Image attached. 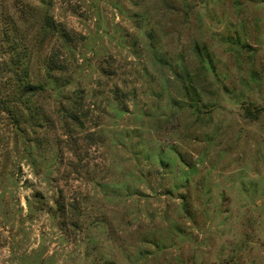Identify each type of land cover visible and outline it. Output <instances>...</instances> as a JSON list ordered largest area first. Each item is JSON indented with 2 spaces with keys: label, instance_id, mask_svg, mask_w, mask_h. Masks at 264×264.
Segmentation results:
<instances>
[{
  "label": "rangeland",
  "instance_id": "obj_1",
  "mask_svg": "<svg viewBox=\"0 0 264 264\" xmlns=\"http://www.w3.org/2000/svg\"><path fill=\"white\" fill-rule=\"evenodd\" d=\"M0 264H264V0H0Z\"/></svg>",
  "mask_w": 264,
  "mask_h": 264
},
{
  "label": "trees",
  "instance_id": "obj_2",
  "mask_svg": "<svg viewBox=\"0 0 264 264\" xmlns=\"http://www.w3.org/2000/svg\"><path fill=\"white\" fill-rule=\"evenodd\" d=\"M48 24L49 23L47 22V25ZM50 28H52V27L50 26ZM53 28H54V25H53ZM28 79H29V75L25 77V80H23V81L21 80L20 81V83H22V87L24 86V90L26 92H27V90H30L29 92H31L33 94V92L36 93L38 91H41L42 92V91H45L46 90L45 86H42V85H40V86H34L32 84H29L28 83Z\"/></svg>",
  "mask_w": 264,
  "mask_h": 264
}]
</instances>
